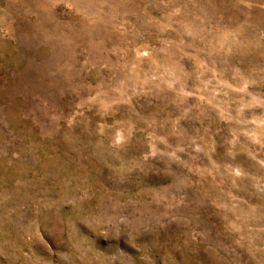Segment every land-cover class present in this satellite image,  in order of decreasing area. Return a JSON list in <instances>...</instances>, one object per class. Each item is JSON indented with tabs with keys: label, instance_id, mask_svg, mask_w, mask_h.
<instances>
[{
	"label": "rangeland",
	"instance_id": "374dc122",
	"mask_svg": "<svg viewBox=\"0 0 264 264\" xmlns=\"http://www.w3.org/2000/svg\"><path fill=\"white\" fill-rule=\"evenodd\" d=\"M0 264H264V0H0Z\"/></svg>",
	"mask_w": 264,
	"mask_h": 264
}]
</instances>
